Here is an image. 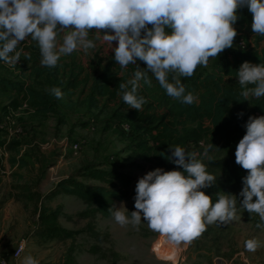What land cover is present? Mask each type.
Returning a JSON list of instances; mask_svg holds the SVG:
<instances>
[{
    "label": "rangeland",
    "instance_id": "1",
    "mask_svg": "<svg viewBox=\"0 0 264 264\" xmlns=\"http://www.w3.org/2000/svg\"><path fill=\"white\" fill-rule=\"evenodd\" d=\"M234 27L239 33L235 46L240 43L255 46L237 23ZM99 50L107 58L114 56L106 44L97 42V47L87 55L78 50L59 63L70 66L82 63L89 68L90 60ZM30 66L23 56L15 66L0 61V82L7 78L24 83L26 88L45 94L48 102L43 105L49 107L41 111L32 105L26 90L0 92V121L11 115L6 126L0 127V137L7 140L0 165V246L8 253L3 257L10 258L14 245L24 239L27 248L19 264L28 255L38 264H169L166 259L177 255L184 259L189 254L212 260L224 257V263L218 264L233 259L230 264H264V221L243 209L237 212L238 221L210 225L190 245L176 246L151 231L145 221L139 227H122L77 196L48 195L62 178L95 163L102 168H116L133 178L129 198L116 204L125 202L129 212L135 211V188L143 175L158 167L165 171L180 167L168 159L170 146L202 154L201 141L205 146L213 143L217 147L209 152V157L198 155L197 159L214 175L217 170L211 166V160L235 153L246 127L226 138L212 133L208 118L188 119L177 126L179 132L175 135H162L151 129L155 124L140 123L117 100L92 97L90 84H81L72 93L65 91L68 78L64 69L57 72L55 67L50 68L39 76ZM227 84L241 89L237 78H227ZM54 87L62 91V98L50 94L48 90ZM262 115L264 97H250L248 118ZM141 141L146 144L143 148ZM11 158L20 161L13 163ZM87 182L100 183L91 179ZM242 188L243 184L221 191L235 194L242 201L239 196ZM202 190L210 194L208 187ZM56 226L73 231L72 236L49 237L47 230ZM252 238L261 242L254 253L244 247V242Z\"/></svg>",
    "mask_w": 264,
    "mask_h": 264
},
{
    "label": "clouds",
    "instance_id": "2",
    "mask_svg": "<svg viewBox=\"0 0 264 264\" xmlns=\"http://www.w3.org/2000/svg\"><path fill=\"white\" fill-rule=\"evenodd\" d=\"M245 7L252 33L264 36V0H0V61L15 66L22 54L30 60V53L18 50L28 38L37 42L40 65L48 68L75 51L87 55L100 42L114 52L120 69L136 66L132 77L118 85V95L129 108L143 111L147 99L139 90L151 87L153 78L170 98L198 104V94L186 91L181 77L193 76L198 66L207 67L210 58L233 47L238 11ZM140 61L147 67L141 68ZM236 77L241 86L237 101L264 97V63L245 61ZM48 91L57 99L63 96L59 88ZM245 127L235 152L236 163L248 173L239 193L242 201L235 194L217 192L213 202L202 190L217 179L197 157H209L217 146L201 141L202 154L170 146L168 159L180 167L147 172L136 184L135 211L120 202L111 205L109 214L122 227H139L145 221L176 246L190 245L210 225L238 221L239 209L264 221V115L250 116ZM244 247L254 253L261 242L248 239ZM23 264L38 261L28 255Z\"/></svg>",
    "mask_w": 264,
    "mask_h": 264
},
{
    "label": "trees",
    "instance_id": "3",
    "mask_svg": "<svg viewBox=\"0 0 264 264\" xmlns=\"http://www.w3.org/2000/svg\"><path fill=\"white\" fill-rule=\"evenodd\" d=\"M240 19L237 25L244 31L243 35L250 40L252 38L255 46L241 48L233 44L232 48L225 49L219 56L210 58L208 66H198L193 76L181 77L182 83L186 86V91L198 94L199 103L185 105L178 100L166 95L158 82L153 78L152 86L144 85L139 94L147 99L143 106V111L129 108L118 95L120 82H126L133 75L135 65H129L126 69H120L114 60V56L107 58L106 55L97 51L90 60L89 68L82 63L74 66L60 64L55 67L57 72L65 70L68 83L65 91L72 93L81 84H90L92 97L106 98L107 100H117L120 107L128 109L136 120L140 123L150 122L155 124L151 129H155L160 134L175 135L179 132L178 125L188 119L208 118L212 125V133L230 138L237 132L245 129L248 120V108L250 101H237L239 89L236 86L227 84V78H237L236 71L245 61L252 64L264 63V47L259 48L264 36L255 35L251 31V14L248 9L242 8L238 11ZM94 33H90V38ZM237 38V37H236ZM24 52L30 53L31 59H25L33 68L37 75H43L50 68L40 65V51L37 42L26 40L18 47ZM69 56H64L60 61L66 60ZM59 61V62H60ZM141 68L147 65L138 62ZM151 75V74H149ZM171 79V77H169ZM10 89L16 91H27L32 105L39 110H49L43 103L48 102V97L36 90L28 89L24 83L4 78L0 82V91L8 92ZM243 113L242 116L239 114ZM145 142L141 141V147H145ZM7 145V140L0 137V165L3 162L2 149ZM11 147H14L11 144ZM13 163L18 162L17 158H11ZM211 166L217 170L216 182L209 188L213 202L217 199L216 193L222 189L230 191L232 188L243 184V177L248 173L236 163L235 153L211 160ZM88 179L97 180L100 183L93 184L87 182ZM133 178L125 172L116 168H102L95 163L87 164L78 173L62 178L51 190L49 196H56L60 193L74 195L82 199L85 203L96 206V211L103 216H111L108 209L117 201L126 200L130 196V185ZM223 194V193H222ZM49 237H71L73 231L64 227H52L47 230Z\"/></svg>",
    "mask_w": 264,
    "mask_h": 264
},
{
    "label": "built area",
    "instance_id": "4",
    "mask_svg": "<svg viewBox=\"0 0 264 264\" xmlns=\"http://www.w3.org/2000/svg\"><path fill=\"white\" fill-rule=\"evenodd\" d=\"M238 46L241 48L246 47L245 44H243V43H240ZM25 106H26V104H25ZM10 118H11V115H8L7 119L5 121L1 120L0 121V127L6 126V122L8 120H10ZM0 173H1V169H0ZM26 248H27V242H26V240L22 239L12 249L10 258H7V257L0 258V264H19V260L23 256ZM17 252L19 253V255L16 254ZM176 257H177V259L175 260ZM176 257L169 258L166 260L169 261V264H183V259H181V257H179V255H177Z\"/></svg>",
    "mask_w": 264,
    "mask_h": 264
},
{
    "label": "crops",
    "instance_id": "5",
    "mask_svg": "<svg viewBox=\"0 0 264 264\" xmlns=\"http://www.w3.org/2000/svg\"><path fill=\"white\" fill-rule=\"evenodd\" d=\"M252 40L253 39L250 38V41H252ZM26 41L29 43L32 40H31V38H28ZM263 47H264V40L262 41V43H261V45H260L259 48H263ZM12 90L13 89H10L9 91L12 92ZM14 247H15V245H14ZM4 251L5 250H3V246L2 247L0 246V258H2L3 256H5V254H8V253H5ZM7 252H9V251L7 250ZM208 258L209 257L206 258L205 256H200V255L197 256V255H191V254H189V255L185 256V258L183 259V264H213V263L214 264H218V263H224V259H225L224 257H215L213 260L210 259V258L208 259ZM242 259L243 258L241 256L240 260H242ZM233 262H234V259L231 260V261H229V262H226V264H230V263H233ZM239 264H243V263L240 262ZM248 264H250V262Z\"/></svg>",
    "mask_w": 264,
    "mask_h": 264
},
{
    "label": "bare ground",
    "instance_id": "6",
    "mask_svg": "<svg viewBox=\"0 0 264 264\" xmlns=\"http://www.w3.org/2000/svg\"><path fill=\"white\" fill-rule=\"evenodd\" d=\"M174 254H176V255H177V254H178V252H177V251H174ZM164 256H165V255H164Z\"/></svg>",
    "mask_w": 264,
    "mask_h": 264
}]
</instances>
